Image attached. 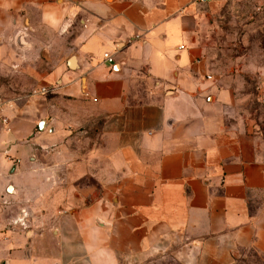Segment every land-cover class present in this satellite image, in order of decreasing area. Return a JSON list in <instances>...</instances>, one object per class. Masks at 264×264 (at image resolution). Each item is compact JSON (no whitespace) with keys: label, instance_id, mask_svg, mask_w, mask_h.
<instances>
[{"label":"crops","instance_id":"obj_1","mask_svg":"<svg viewBox=\"0 0 264 264\" xmlns=\"http://www.w3.org/2000/svg\"><path fill=\"white\" fill-rule=\"evenodd\" d=\"M229 2L0 0V264H264V142L197 42ZM56 98L101 117L97 171L39 154L64 143Z\"/></svg>","mask_w":264,"mask_h":264},{"label":"rangeland","instance_id":"obj_2","mask_svg":"<svg viewBox=\"0 0 264 264\" xmlns=\"http://www.w3.org/2000/svg\"><path fill=\"white\" fill-rule=\"evenodd\" d=\"M208 19L206 28L197 40L202 48L200 59L204 62L208 75L233 93L234 102L229 107L232 112L228 121L243 126L251 136L264 142V0H230L213 16L209 13ZM207 79L210 77L207 76ZM51 101L58 107L52 124L67 133L64 139H60L64 143L55 152L39 150V154L48 152V159L55 155L59 162L87 158L90 159L92 168L95 167L97 171L99 149L105 147L100 134L101 117L84 102L64 98ZM42 177L33 179V185L27 193L30 196L28 199L32 201L27 204L31 212L34 202L40 201L34 184L39 192L50 188V182ZM66 179L64 175L59 180V190L66 191L73 184L71 179ZM21 184L26 187L31 183L23 179ZM98 185L97 181H89L78 184V188H70V206L76 205L73 203V193L81 195L84 188H97ZM50 200V196L44 199L46 206ZM43 211L45 210H40L39 213ZM27 227L31 229L33 226Z\"/></svg>","mask_w":264,"mask_h":264},{"label":"built area","instance_id":"obj_3","mask_svg":"<svg viewBox=\"0 0 264 264\" xmlns=\"http://www.w3.org/2000/svg\"><path fill=\"white\" fill-rule=\"evenodd\" d=\"M198 2H200V3H205V0H197ZM109 62H110V60H109ZM48 92H50V90L48 89V88H46V87H41V88H39V89H36V90H34V91H32V95H45V94H47Z\"/></svg>","mask_w":264,"mask_h":264},{"label":"water","instance_id":"obj_4","mask_svg":"<svg viewBox=\"0 0 264 264\" xmlns=\"http://www.w3.org/2000/svg\"><path fill=\"white\" fill-rule=\"evenodd\" d=\"M45 122H41L40 123V127L44 126ZM8 192H12V188L9 186L8 189H7Z\"/></svg>","mask_w":264,"mask_h":264}]
</instances>
